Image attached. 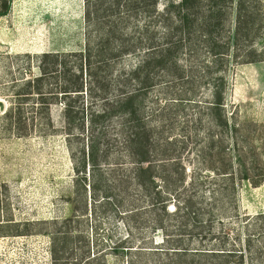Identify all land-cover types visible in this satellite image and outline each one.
<instances>
[{
  "label": "trees",
  "instance_id": "16d2710c",
  "mask_svg": "<svg viewBox=\"0 0 264 264\" xmlns=\"http://www.w3.org/2000/svg\"><path fill=\"white\" fill-rule=\"evenodd\" d=\"M263 18L259 0H83L82 48L23 53L0 136L50 134L58 107L82 203L47 221L53 264H264V210L239 203L264 144L226 102L232 66L264 60ZM88 202L121 225L104 248Z\"/></svg>",
  "mask_w": 264,
  "mask_h": 264
},
{
  "label": "rangeland",
  "instance_id": "374dc122",
  "mask_svg": "<svg viewBox=\"0 0 264 264\" xmlns=\"http://www.w3.org/2000/svg\"><path fill=\"white\" fill-rule=\"evenodd\" d=\"M259 1L264 13V0ZM254 43L264 46V35ZM83 44V0H10L0 15V110L7 105L10 78L35 65L23 53L77 50ZM228 77L227 109L238 113L242 136L264 144V60L233 65ZM57 108V130L50 134L0 136V264H53L47 221L81 207ZM239 203L242 213L264 210V183L245 182ZM85 209L80 224L93 250L96 237L104 248L110 232H122L109 209H94L89 202Z\"/></svg>",
  "mask_w": 264,
  "mask_h": 264
}]
</instances>
